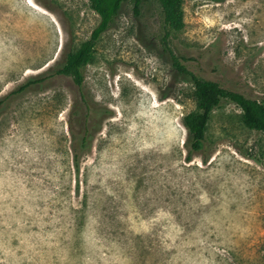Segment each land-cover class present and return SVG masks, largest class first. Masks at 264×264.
Segmentation results:
<instances>
[{"label":"rangeland","instance_id":"374dc122","mask_svg":"<svg viewBox=\"0 0 264 264\" xmlns=\"http://www.w3.org/2000/svg\"><path fill=\"white\" fill-rule=\"evenodd\" d=\"M182 7L171 31L156 1L124 3L80 88L57 74L0 108V264H264V133L225 99L190 156L196 103L171 55L264 101V0ZM99 22L89 0H0V100L55 72Z\"/></svg>","mask_w":264,"mask_h":264},{"label":"trees","instance_id":"16d2710c","mask_svg":"<svg viewBox=\"0 0 264 264\" xmlns=\"http://www.w3.org/2000/svg\"><path fill=\"white\" fill-rule=\"evenodd\" d=\"M160 4L164 15V23L171 31H181L184 26L183 0H154ZM223 1V0H216ZM91 8L99 15L100 22L92 32L90 39L84 41L78 49L67 54L65 61L55 72L30 78L25 84L13 91L5 99L0 100V108L5 106L8 99L26 91L34 85H44L54 76L65 75L71 77L80 88L83 83V68L92 62L95 46L101 35L114 23L124 3H132L136 14L140 13L144 0H89ZM169 31L164 36L167 40ZM173 65L181 75V79L192 87L196 109L183 117V125L187 130L186 149L190 156L204 150L206 134L212 113L227 99L235 103L242 111V122L250 130L264 133V101L249 98L242 93L222 87L218 82L206 80L188 70L181 59L172 52ZM184 60V59H183ZM87 118V114L85 119ZM78 148L75 149V159L79 158V150L82 151L90 142V128L85 122L80 132L73 133ZM77 162V166H78Z\"/></svg>","mask_w":264,"mask_h":264}]
</instances>
